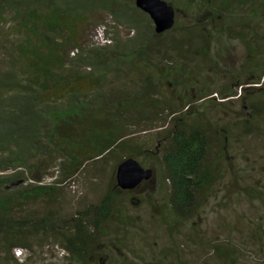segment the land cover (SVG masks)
<instances>
[{
    "label": "trees",
    "instance_id": "16d2710c",
    "mask_svg": "<svg viewBox=\"0 0 264 264\" xmlns=\"http://www.w3.org/2000/svg\"><path fill=\"white\" fill-rule=\"evenodd\" d=\"M166 1L174 23L157 33L134 0H0V261L31 264L36 240L77 264H181L173 240L148 254L128 244L146 246L139 211L174 233L225 173L233 183L251 167L233 150L264 137V0ZM101 13L130 38L86 40ZM134 128L154 129V147L129 143ZM126 157L151 169L131 189L115 179ZM108 167L98 199L65 213L59 182ZM244 190L264 201V189ZM249 235L264 264V213ZM210 249L202 264H235L230 242Z\"/></svg>",
    "mask_w": 264,
    "mask_h": 264
},
{
    "label": "rangeland",
    "instance_id": "374dc122",
    "mask_svg": "<svg viewBox=\"0 0 264 264\" xmlns=\"http://www.w3.org/2000/svg\"><path fill=\"white\" fill-rule=\"evenodd\" d=\"M181 0H174L180 2ZM100 19V20H99ZM99 21H102L99 23ZM105 23V24H104ZM108 30L109 35H119L122 40H127L132 35V30L123 25H115L110 17L104 13L98 14L96 20L86 29V40H92L96 44L103 43V33ZM215 101L216 107H222V102ZM231 106L237 107V103H230ZM137 129V128H136ZM131 142H142L145 147L153 148L155 145V137L153 130L137 131L133 129ZM248 146L247 152H242V147ZM239 150L240 157L238 163H249L251 165L243 177L236 179L232 183V176L229 172L225 173L221 182L216 183L207 194L202 206L194 214L190 221L182 222L178 226V230L169 233L165 226L158 223H152L147 219V215H143V211H139L140 224L144 226L141 232L147 237L145 243L138 238L133 237L128 244L131 247H141L143 254H148L162 247H170L172 240L180 246L181 264H202L214 263L213 252L210 244L217 241L218 243L230 242L235 247L234 263L235 264H260L263 254L260 247L249 235L250 226L256 221L260 215L264 213V201L256 198L244 190L246 187L256 189H264V137H246L234 146L233 152ZM90 169V168H89ZM52 175L42 178V183L51 182L56 174L55 168L51 169ZM87 171H80L71 178L64 179L59 182L62 185L61 200L64 203L65 213L71 212L73 209L82 208L88 203L95 202L102 192V186L99 181H105L109 175L110 168L104 172L96 171L95 175H87ZM94 172V171H93ZM102 179V180H100ZM145 180V179H144ZM147 180V179H146ZM141 180L136 186L142 183ZM29 181L21 179L12 186H25ZM247 185V186H246ZM146 188L144 184L136 192ZM145 190V189H144ZM256 194V193H255ZM40 202L29 204V207L37 206ZM131 212L133 209H130ZM34 251L31 252L28 261L31 264H77L67 257V253L62 250L61 246L56 243L45 242L42 246L37 245L38 241L34 240ZM22 257H27L28 252L24 250ZM16 256V252L13 253ZM136 262L131 255L125 254ZM131 261V262H132ZM184 261V262H183ZM0 264H16L14 262L0 261Z\"/></svg>",
    "mask_w": 264,
    "mask_h": 264
},
{
    "label": "water",
    "instance_id": "95a60500",
    "mask_svg": "<svg viewBox=\"0 0 264 264\" xmlns=\"http://www.w3.org/2000/svg\"><path fill=\"white\" fill-rule=\"evenodd\" d=\"M134 5L149 15L157 33L170 28L174 23V7L166 0H134ZM150 176L151 169L141 166L133 157L124 158L115 169L116 184L122 189L134 188Z\"/></svg>",
    "mask_w": 264,
    "mask_h": 264
},
{
    "label": "built area",
    "instance_id": "2783aa9c",
    "mask_svg": "<svg viewBox=\"0 0 264 264\" xmlns=\"http://www.w3.org/2000/svg\"><path fill=\"white\" fill-rule=\"evenodd\" d=\"M15 252H16L17 256L20 255V250L19 249H17Z\"/></svg>",
    "mask_w": 264,
    "mask_h": 264
}]
</instances>
